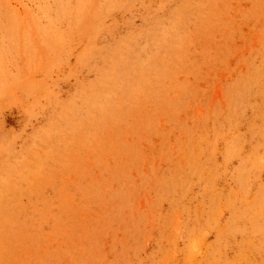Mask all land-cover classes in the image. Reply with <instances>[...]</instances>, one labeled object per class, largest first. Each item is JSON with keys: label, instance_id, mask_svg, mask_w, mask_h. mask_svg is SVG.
<instances>
[{"label": "rangeland", "instance_id": "rangeland-1", "mask_svg": "<svg viewBox=\"0 0 264 264\" xmlns=\"http://www.w3.org/2000/svg\"><path fill=\"white\" fill-rule=\"evenodd\" d=\"M0 264H264V0H0Z\"/></svg>", "mask_w": 264, "mask_h": 264}]
</instances>
